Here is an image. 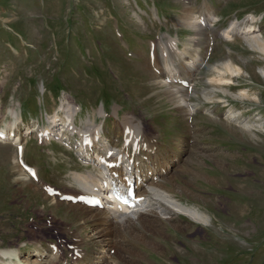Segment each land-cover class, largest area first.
Masks as SVG:
<instances>
[{
    "label": "rangeland",
    "instance_id": "1",
    "mask_svg": "<svg viewBox=\"0 0 264 264\" xmlns=\"http://www.w3.org/2000/svg\"><path fill=\"white\" fill-rule=\"evenodd\" d=\"M208 8L217 21L200 39L202 61L186 98L195 111L185 116L148 65L152 49L163 64L158 46L166 36L179 38L181 50L195 38L179 25L184 13ZM249 16L264 38V0H0V128L15 120L24 137L23 158L15 144L0 141V251H14L23 264H75L76 238L86 256L81 264H264V55L241 36H216ZM229 59L240 73L224 75L232 84L223 92L212 68ZM68 102L77 108L74 126L90 120L103 146L122 148L123 116L140 120L159 137L164 164L162 180L148 184L164 183L208 223L155 211L128 224L129 240L111 221L95 225L77 204L61 200L59 194H79L75 174L99 170L67 134L50 143L35 137L60 130L54 116ZM20 161L37 170V179Z\"/></svg>",
    "mask_w": 264,
    "mask_h": 264
},
{
    "label": "bare ground",
    "instance_id": "2",
    "mask_svg": "<svg viewBox=\"0 0 264 264\" xmlns=\"http://www.w3.org/2000/svg\"><path fill=\"white\" fill-rule=\"evenodd\" d=\"M210 11L211 8H208L207 12L196 16L192 14L191 11L189 14L188 11L185 14L184 12H186V10H184V15L178 19L179 25L188 29H193V31L196 32L195 38L190 37V40L187 41V45L184 44L183 49L181 50L178 45L180 42L178 40L179 38L174 39L166 36V43L158 46V49L160 50L159 56H161L163 64L156 61L154 54L157 49H153V61L148 65L149 73L153 76L154 83L157 86L164 88L165 96L168 102L177 107L185 116H191L195 111V106H190L189 103H187L186 98L189 90L191 89V86L189 89L188 83L191 82V78L195 74V71L198 70V65H200L199 63L202 61L199 54V48L203 43L200 39L206 36V28L213 30L212 26L217 21V17ZM255 20L256 19L254 17L249 16L242 24H231L229 28L217 33V37L226 41H232L235 36H241L249 48L264 55V38L263 36L257 34L258 27L255 25ZM195 47L197 49H195ZM212 70L217 74L213 81L217 83L218 88H220L219 90H222L223 92V86L230 87L229 85L232 84V81L224 75L229 74L235 77L236 74L240 73L232 59L222 62L219 68L213 67ZM259 71L261 76L264 78V69H260ZM242 96L245 95L241 94L240 97ZM61 112L62 115L59 118L58 115L54 116V119L58 118V120L62 122V126L60 128L61 133L69 132L71 136L74 134L77 135V137H75V147L79 150L77 152L79 156L85 162H88L93 158L92 156L94 153H92V149H94L97 154H95L93 160H95L96 163H102L104 165V169H100V172L98 170L97 174L89 172L87 175H74L79 194L72 196L73 198L101 197L102 199L106 185H102L101 183H103L104 180L106 184L109 183L107 178L113 180L114 187H119L116 190L117 194L124 192L127 182H130V179L134 181L136 180V203L129 209L118 208L115 205L110 204L109 201L103 208H101V210L98 208H88L83 204L82 206H80V204L75 206L82 210L84 214L88 216L91 215L90 218L95 225L105 226L104 223L106 221H111L118 228H120L118 231H120L121 237H126L131 240L134 239V236L131 234L128 224L131 225L136 220L140 221L139 218L141 216H147L149 214L153 215L155 214V211L158 215L167 217L164 219H168L170 217L169 214L175 215L181 213L190 218L193 222H200L204 224L208 223V218L204 216L199 209L189 208L181 203H178L173 196L167 193L164 183L159 187L148 184V180L150 179L153 181L152 177L155 176L156 181L162 180L161 171L164 168V164H161L158 161L160 160L159 152L161 151V148L158 145L159 137L154 135L152 131L146 129V126L144 127L140 120L134 118L133 116H123L118 127L120 134L123 136V139L121 140L124 144L122 148H111L110 144L103 146L102 144L97 143L98 135L101 133V129L93 125L90 120L87 125H84L81 128H76L74 126V119L77 115V108L75 105L68 102L61 107ZM114 115H116V112ZM228 116L231 120H237L238 118V116L232 111H229ZM18 125L19 124L14 120L11 124L0 128V135L3 137L0 141L4 143L11 141V145H21L23 138L17 134L20 130V126L18 127ZM60 132H58V130L56 132L54 127H49L42 129L40 133L35 134V137L37 139L39 138L41 141L44 140L45 143H50V140H60V136H58ZM249 134L252 133L249 132ZM11 135H13L15 141H13V139L10 140ZM61 136H63V134ZM98 151L102 152V154L98 153ZM152 157L156 158V161L152 162L153 164H151ZM93 165L98 167L94 164V162ZM59 195L62 196L64 194ZM110 198L111 201L114 200L113 197ZM55 206L59 207L56 203ZM170 208L172 210H170ZM104 217L105 221L103 222L102 218ZM80 221H84L83 223L86 224L84 219ZM107 229H109V225L105 228L106 237L107 235H110V232ZM74 241L75 244L73 249L79 250L77 247L80 246V242L77 241L76 238ZM131 242L135 243L136 241ZM51 251L55 256L58 254L54 248H51ZM79 252L80 250L76 254H79ZM37 255L39 256L40 253H37ZM78 256H76V259H78ZM0 257L14 260V263L11 264H23L21 258H19L17 254L11 250H1ZM124 264L129 263L124 262ZM130 264H134V262H131Z\"/></svg>",
    "mask_w": 264,
    "mask_h": 264
}]
</instances>
